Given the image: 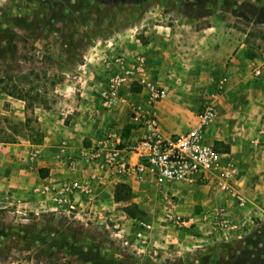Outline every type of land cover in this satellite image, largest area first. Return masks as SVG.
<instances>
[{
    "label": "rangeland",
    "instance_id": "374dc122",
    "mask_svg": "<svg viewBox=\"0 0 264 264\" xmlns=\"http://www.w3.org/2000/svg\"><path fill=\"white\" fill-rule=\"evenodd\" d=\"M216 18L221 19L216 27L226 32L247 30V42L264 52V0H0V77L11 76L5 89L0 84V141L40 144L53 135L57 143L69 138L57 121L68 124L77 116L79 127L82 114L100 124L103 115L93 110L100 107L105 81L100 60L145 54L150 42L163 45L162 55L180 50L174 54L182 62L171 66L165 58L148 64L151 81L165 85L167 94L183 85L181 94L197 98L200 109L213 92L211 78L224 68H200L205 58L222 56L220 44L207 41L202 30ZM182 76L185 83L173 82ZM8 90L21 91L24 99ZM125 122L122 117L118 124L127 137ZM101 128H95V137ZM90 139L81 130L76 141L68 140L76 151ZM51 150L47 159L54 156ZM37 159L31 161L34 179L26 176L20 187L11 175L8 188L0 190V264H37V254L38 264L48 254L55 264H264V193L246 192L247 202L238 206L214 184H174L161 194L132 182L131 198L117 202V183L106 178L89 195H71L70 207L41 192L45 183L65 180L67 172L57 167L58 173L41 180L40 170L48 175V168ZM90 170L80 164L71 178L82 181ZM132 203L133 218L123 211ZM217 204L234 214L240 229L207 233L201 225L179 229L165 219L171 211L198 220Z\"/></svg>",
    "mask_w": 264,
    "mask_h": 264
},
{
    "label": "built area",
    "instance_id": "2783aa9c",
    "mask_svg": "<svg viewBox=\"0 0 264 264\" xmlns=\"http://www.w3.org/2000/svg\"><path fill=\"white\" fill-rule=\"evenodd\" d=\"M105 83L99 90L100 107L105 112L118 108L127 110L129 132L124 137L121 128L110 123L96 138L72 154L66 139L57 145L55 158L68 172L76 169L78 161L91 168L82 181L66 177L59 183H45L41 192L55 204H67L75 193L89 195L92 187L106 178L115 183L144 184L156 191L174 184H214L231 197L238 206L247 202L236 187L238 173L231 161H223L221 153L205 141V129L217 116L215 101L222 91L224 77L217 82L198 111L197 123L183 133L167 134L162 130L154 104L165 98L167 87L151 81L148 63L143 53H119L106 62ZM259 73V70L256 71ZM139 87V91L132 90ZM41 150L34 146L29 158L34 161ZM165 219L179 229L201 225L207 233H229L241 228V222L223 204L206 209L196 220L166 211Z\"/></svg>",
    "mask_w": 264,
    "mask_h": 264
},
{
    "label": "crops",
    "instance_id": "0c3cea01",
    "mask_svg": "<svg viewBox=\"0 0 264 264\" xmlns=\"http://www.w3.org/2000/svg\"><path fill=\"white\" fill-rule=\"evenodd\" d=\"M214 20L215 25H213L212 20V24L209 27L202 28V30L205 31L207 41L211 43L218 42L220 44L222 49L220 50L219 48L218 51L220 50L219 53H222V56L214 55L213 58H205V64L201 65L200 68L208 70L209 67H224L222 70L218 69L219 72L216 73V71L211 78L214 86L213 91L216 90L217 82L222 77L225 80L222 91L218 94L214 104L217 116L205 129V141L211 146L216 141L221 142L224 146H228L227 151L219 152L223 161H231L236 166L238 173L235 178V184L247 199L246 192L264 193V52H261L263 49L261 46L257 47L256 44L253 45L247 42V30H228L226 32L224 29L216 27L221 19L216 18ZM162 46L159 44L156 46L150 42L142 49L145 51V54H143L147 59L149 67H152L156 60L157 65L158 62L162 64L165 58L166 61L169 59L171 66L182 64L179 58L178 62L175 60L177 56L174 54L175 52L180 54V50L177 49L175 52L167 51L166 55H162ZM104 57L100 60V64H102L105 71L107 63L103 62ZM257 70H259V73H256ZM200 71L199 74L202 73ZM209 73H211V70ZM186 81L184 76H182L181 80L173 79V82L185 83ZM174 86L177 88H172L166 97L159 100L156 104L157 114L160 116V118L158 117L159 123L162 130L167 134L183 133L193 128L197 123L196 115L202 108L199 109L197 98L181 94L184 92L182 90L184 88L183 85ZM93 110L97 117L99 116L97 111L100 110L102 113L103 118H101L100 124L96 119H89L88 115L90 113L88 115L82 114V126L79 125V127L76 125L77 116L71 119L68 124H63L61 119L57 121V123L62 124V130L69 137L70 141H76L78 133L80 134L81 130L92 140L95 137V128L98 129L102 126L100 131L103 132L112 121L113 123L115 121L116 127L119 128L122 124H118V121L120 123V118L122 117L126 118L125 123H127L128 113L124 107L108 112L110 114L103 111L101 107L98 110ZM163 121L166 124V129L165 127L163 128ZM52 125V128L57 126L55 122ZM126 126L128 127V125ZM131 133L128 132L129 135ZM133 133L132 135H134ZM61 139L68 141L70 146L69 151L72 154L78 153V150H71L73 145L67 138ZM55 140L56 138L53 135H47L44 137V142L40 144H33L25 140L12 141L10 143L0 141V190L3 187L8 188L11 175H14V179L19 182L20 187L26 183V176L30 175L33 179L36 177V174L31 170L33 163L29 158V152L34 146H38L41 150L38 157L41 159L39 163L48 168V175L40 178L41 180L46 181L48 178H51V172L58 173L57 167L67 172V176L65 173L62 174L63 177H71L73 172H68L54 158L57 145L60 141L58 140L56 143L54 142ZM48 141H51V143H48ZM50 145H53L54 149L51 150L52 147ZM50 150L54 156H50L47 159L49 157L47 153ZM80 164H82V161H78L77 166ZM82 166L84 165L82 164ZM248 180H251L252 183ZM142 186L147 185L142 184ZM169 187L164 188L163 191L169 190ZM147 188L151 192L154 191L155 193L162 194V192L156 191L149 186Z\"/></svg>",
    "mask_w": 264,
    "mask_h": 264
},
{
    "label": "trees",
    "instance_id": "16d2710c",
    "mask_svg": "<svg viewBox=\"0 0 264 264\" xmlns=\"http://www.w3.org/2000/svg\"><path fill=\"white\" fill-rule=\"evenodd\" d=\"M9 79H11V76H10V74H7V72L6 73H4V76H1L0 77V84L1 85H3L4 84V82L6 81V80H9ZM3 87V86H2ZM5 84H4V89H5ZM132 90H134V91H139V87H132ZM6 93L8 94V95H11V96H15V97H17V98H20V99H24V95L23 94H21V91L18 93V94H14V92H12V91H6ZM27 104V103H26ZM27 106H29V104H27ZM128 130V129H127ZM126 130V131H127ZM214 143H216V144H218V145H216V146H214V150H216V151H227L228 150V146L227 145H223L221 142H218V141H216V142H214ZM222 146V148H220V147ZM47 174H46V170L44 171V169H41L40 170V177H44V176H46ZM132 191H131V186L128 184V183H122V182H120V183H117V184H115V186H114V189H113V199L115 200V201H117V202H125V201H127V200H129L130 198H131V196H132V193H131ZM123 211L128 215V216H130V217H135V215H136V211H137V205L136 204H134V203H132V204H128V205H125L124 207H123ZM39 257H40V255H38L37 254V260H38V262H37V264L39 263ZM230 262V261H229ZM35 264V263H34ZM40 264H55V263H53L52 261H51V256H50V254H48V256H47V258L44 260V261H41L40 262Z\"/></svg>",
    "mask_w": 264,
    "mask_h": 264
}]
</instances>
